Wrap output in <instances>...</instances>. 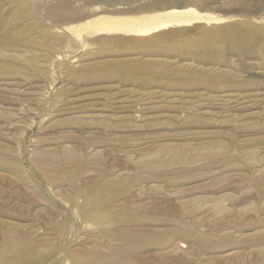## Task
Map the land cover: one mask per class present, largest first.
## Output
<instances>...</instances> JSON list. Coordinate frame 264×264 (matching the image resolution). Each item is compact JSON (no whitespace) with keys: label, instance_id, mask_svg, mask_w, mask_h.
<instances>
[{"label":"rangeland","instance_id":"1","mask_svg":"<svg viewBox=\"0 0 264 264\" xmlns=\"http://www.w3.org/2000/svg\"><path fill=\"white\" fill-rule=\"evenodd\" d=\"M110 1L0 0V264H264L263 41L197 42L264 26V0H212L164 43L69 30L149 0ZM67 5L84 16L57 22Z\"/></svg>","mask_w":264,"mask_h":264},{"label":"bare ground","instance_id":"2","mask_svg":"<svg viewBox=\"0 0 264 264\" xmlns=\"http://www.w3.org/2000/svg\"><path fill=\"white\" fill-rule=\"evenodd\" d=\"M122 1L126 2L129 5L139 2V0H111L110 3H116V2L121 3ZM210 1L212 2V0H187L185 1L184 6L178 7L179 3L176 1H172V0H157V1L149 0L148 2H146V4L145 2L143 3L145 4L144 6H140L137 9H135L137 6L135 8H133V5L130 6L129 12L132 14L141 13L139 14V16H136V17H121L120 16V17H113L109 20L104 19V18L96 19L91 23L80 25L78 27H73L72 29H69V30L73 32V34L78 36L79 38L82 36L84 32H87V31L90 32V30L93 33H97L99 35L111 33V32L118 31V30H120V32L121 30H126V31H129L135 34V36H142V37H148V36L156 35L159 33L158 35L154 36L155 38L154 37L152 38L154 40L150 39L147 41H151L152 43L153 42L164 43L166 39H165V35L162 34L163 31H166L168 29L170 30V28L182 27L196 20L205 19V17H203L201 13V10H199L198 8L202 9V7H205ZM68 5L67 7H64V12L60 13L59 11L60 15H59V18L57 19V22L67 24L68 22H71L72 20H75V19H78L84 16L82 11H77L75 9H72L68 7ZM232 5L236 8V9L231 10L233 14L237 13L240 16H248L253 11V8L250 6L249 1L237 0V1H232V2H226L224 3L223 8L224 7L228 8ZM195 6L198 8H196ZM118 12L119 11H117L116 13ZM123 13H125V11ZM48 15H51V14H48ZM227 18H230V17L228 16L226 17V19ZM200 32L202 34V38L197 41L200 44L199 46L203 48L205 51H208L212 54H222L224 51L229 50V51L235 52L241 59H243L249 53H251V51H253V49L260 43L261 40L263 41L261 50L264 51V26H259V25L252 26L251 24H249V22H245L241 24H229L228 23L227 25H224V26L214 27L209 31V33L212 32V35L215 37L214 39L213 38L210 39V34L207 32V30L205 31L202 29V31ZM178 47L186 48V47H189V44L185 46H178ZM118 193H119L118 191H114V190L111 191L112 196L118 195ZM81 194L85 195L88 201H90V202H87L88 204L90 203L94 204L93 202H95V203L102 204V205L104 204V206H108L106 204L107 197H104L106 195H103V194L94 195L91 192L87 194L80 193V195ZM67 226L66 225L63 226V229L64 230L67 229ZM125 241L126 242L128 241L127 238ZM130 247H132V245ZM128 251L129 250H127V253ZM34 253H35L34 255L30 251H27L26 253H24L23 257H21V259H23V263H20V261H15V260H13V262L15 264H45L46 263L45 256H41L37 250ZM112 253L114 254V252ZM2 254L3 252H1V248H0V258L1 259H2ZM118 259L119 258H117V260ZM101 260H102V257H101ZM114 263L115 264H136V263H133V261L131 262L128 260L127 261L122 260V258L120 259L119 262H114Z\"/></svg>","mask_w":264,"mask_h":264},{"label":"water","instance_id":"3","mask_svg":"<svg viewBox=\"0 0 264 264\" xmlns=\"http://www.w3.org/2000/svg\"><path fill=\"white\" fill-rule=\"evenodd\" d=\"M203 10H204V8L201 9V11H203Z\"/></svg>","mask_w":264,"mask_h":264}]
</instances>
